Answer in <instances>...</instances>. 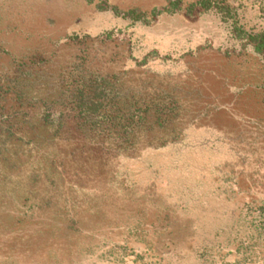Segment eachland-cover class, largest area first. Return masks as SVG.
<instances>
[{"label": "rangeland", "instance_id": "374dc122", "mask_svg": "<svg viewBox=\"0 0 264 264\" xmlns=\"http://www.w3.org/2000/svg\"><path fill=\"white\" fill-rule=\"evenodd\" d=\"M260 34L264 0H0V264H264Z\"/></svg>", "mask_w": 264, "mask_h": 264}, {"label": "trees", "instance_id": "16d2710c", "mask_svg": "<svg viewBox=\"0 0 264 264\" xmlns=\"http://www.w3.org/2000/svg\"><path fill=\"white\" fill-rule=\"evenodd\" d=\"M208 1H203L199 4L207 3ZM251 40L255 43L254 50L257 53L264 52V34L256 35L251 38Z\"/></svg>", "mask_w": 264, "mask_h": 264}]
</instances>
